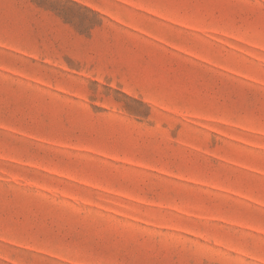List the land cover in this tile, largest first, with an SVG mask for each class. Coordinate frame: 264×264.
I'll use <instances>...</instances> for the list:
<instances>
[{
  "label": "rangeland",
  "instance_id": "rangeland-1",
  "mask_svg": "<svg viewBox=\"0 0 264 264\" xmlns=\"http://www.w3.org/2000/svg\"><path fill=\"white\" fill-rule=\"evenodd\" d=\"M0 264H264V0H0Z\"/></svg>",
  "mask_w": 264,
  "mask_h": 264
}]
</instances>
